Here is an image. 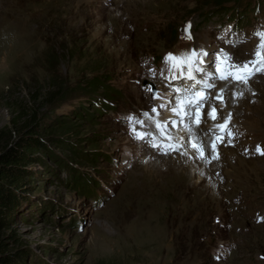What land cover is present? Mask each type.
Segmentation results:
<instances>
[{"label": "rangeland", "instance_id": "obj_1", "mask_svg": "<svg viewBox=\"0 0 264 264\" xmlns=\"http://www.w3.org/2000/svg\"><path fill=\"white\" fill-rule=\"evenodd\" d=\"M238 1L0 0V150L31 118L64 139L33 165L29 199L4 230L23 264H264V74L216 81L210 95L224 88L226 106L207 107L217 123L231 112L237 135L210 163L161 155L126 123L159 105L152 92L169 93L167 54L253 58L254 20L242 18L258 0ZM212 127L193 133L209 156Z\"/></svg>", "mask_w": 264, "mask_h": 264}, {"label": "snow or ice", "instance_id": "obj_2", "mask_svg": "<svg viewBox=\"0 0 264 264\" xmlns=\"http://www.w3.org/2000/svg\"><path fill=\"white\" fill-rule=\"evenodd\" d=\"M190 28L189 24L185 29L188 39H191ZM253 35L259 39V43L253 58L242 63L234 62L232 56L223 50L211 58H208L207 51L196 49L179 55L167 54L163 63L169 75L164 77L162 69L161 76L167 81L169 93L162 95L158 91L152 92L149 86L148 91L152 92L153 100L160 103L150 111H143L141 117L132 115L127 118L126 123L134 141L146 144L165 156L173 153L188 155V150H191L200 161L210 163L218 160L217 142L223 144L227 138L231 144L237 133L230 127L233 118L231 112L222 122L217 123L220 119L217 105L207 107L210 98L217 101L221 109L226 106L225 89L220 88L214 97L210 93L216 88L217 80L249 86V81L257 74H264V31L258 30ZM252 94L255 95V92ZM243 95V92H234L233 98H241ZM162 111L169 113L168 119H160ZM206 120L213 122V127L209 129L213 132V139L208 146L211 149L210 156L204 144L197 142L193 134L194 127H200ZM149 127H154L155 131L142 130ZM256 153L264 156V148L257 145Z\"/></svg>", "mask_w": 264, "mask_h": 264}, {"label": "trees", "instance_id": "obj_3", "mask_svg": "<svg viewBox=\"0 0 264 264\" xmlns=\"http://www.w3.org/2000/svg\"><path fill=\"white\" fill-rule=\"evenodd\" d=\"M219 1L223 4L229 0ZM22 124L18 135L0 150V264H23L26 251L7 250L4 230L20 206L29 199L27 184L33 175V165H46V159L54 157L50 145L64 141L57 135V127L47 125L42 120L31 118Z\"/></svg>", "mask_w": 264, "mask_h": 264}, {"label": "bare ground", "instance_id": "obj_4", "mask_svg": "<svg viewBox=\"0 0 264 264\" xmlns=\"http://www.w3.org/2000/svg\"><path fill=\"white\" fill-rule=\"evenodd\" d=\"M236 10V9H235ZM243 12V11H242ZM264 12V11H263ZM201 140H202V138H200ZM204 140H205V138H204ZM207 141V140H206ZM198 142V141H197ZM193 158V157H192Z\"/></svg>", "mask_w": 264, "mask_h": 264}, {"label": "water", "instance_id": "obj_5", "mask_svg": "<svg viewBox=\"0 0 264 264\" xmlns=\"http://www.w3.org/2000/svg\"><path fill=\"white\" fill-rule=\"evenodd\" d=\"M145 83H146V81H145Z\"/></svg>", "mask_w": 264, "mask_h": 264}]
</instances>
